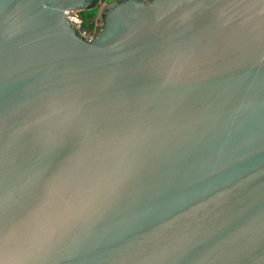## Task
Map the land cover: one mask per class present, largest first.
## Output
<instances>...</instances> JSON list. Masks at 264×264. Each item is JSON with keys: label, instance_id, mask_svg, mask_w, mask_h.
Returning a JSON list of instances; mask_svg holds the SVG:
<instances>
[{"label": "water", "instance_id": "1", "mask_svg": "<svg viewBox=\"0 0 264 264\" xmlns=\"http://www.w3.org/2000/svg\"><path fill=\"white\" fill-rule=\"evenodd\" d=\"M89 3L0 0V264H264V0Z\"/></svg>", "mask_w": 264, "mask_h": 264}, {"label": "built area", "instance_id": "2", "mask_svg": "<svg viewBox=\"0 0 264 264\" xmlns=\"http://www.w3.org/2000/svg\"><path fill=\"white\" fill-rule=\"evenodd\" d=\"M65 15L69 26L75 31L78 37L85 42L91 43L98 37L103 24L99 15L93 20L92 27L89 31L82 28V21L78 16V10L66 11Z\"/></svg>", "mask_w": 264, "mask_h": 264}, {"label": "trees", "instance_id": "3", "mask_svg": "<svg viewBox=\"0 0 264 264\" xmlns=\"http://www.w3.org/2000/svg\"><path fill=\"white\" fill-rule=\"evenodd\" d=\"M122 0H90V3L86 9L78 10V16L82 21V28L89 31L92 27L93 20L99 15L101 21H103L104 11H102L103 3L106 5L112 2H120ZM143 1V0H138Z\"/></svg>", "mask_w": 264, "mask_h": 264}, {"label": "rangeland", "instance_id": "4", "mask_svg": "<svg viewBox=\"0 0 264 264\" xmlns=\"http://www.w3.org/2000/svg\"><path fill=\"white\" fill-rule=\"evenodd\" d=\"M106 6L107 5L105 3H103V6L101 7L102 8V11L105 10Z\"/></svg>", "mask_w": 264, "mask_h": 264}]
</instances>
